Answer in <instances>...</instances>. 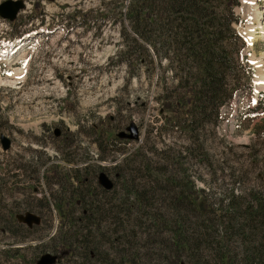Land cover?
<instances>
[{"label": "rangeland", "instance_id": "374dc122", "mask_svg": "<svg viewBox=\"0 0 264 264\" xmlns=\"http://www.w3.org/2000/svg\"><path fill=\"white\" fill-rule=\"evenodd\" d=\"M24 1L14 21L0 17V136L12 140L4 150L0 139V264H36L47 253L41 251L58 242L51 236L70 204L63 213L54 206L62 191L57 181L64 179L51 174L57 165L70 180L87 163L91 169L133 165L137 170L126 168V174L136 177L139 191H148L144 210L168 217L185 173L201 209H229L230 200L244 208L256 197L264 202V0H240L234 8L250 81L221 107L217 121L194 132L185 127L186 108L168 60L158 66L148 45L150 52L128 49L124 27L132 33V26L122 13L129 0ZM133 121L141 138L121 140ZM142 163L178 182L163 187ZM44 198L48 204L41 205ZM177 206L187 226H207L218 240L224 234L192 206ZM28 207L43 215L42 227L33 226L38 217ZM12 218L24 225L15 226L19 232L7 229ZM251 230L228 231L238 264L254 248L264 249L262 234ZM197 253L214 258L204 246Z\"/></svg>", "mask_w": 264, "mask_h": 264}, {"label": "trees", "instance_id": "16d2710c", "mask_svg": "<svg viewBox=\"0 0 264 264\" xmlns=\"http://www.w3.org/2000/svg\"><path fill=\"white\" fill-rule=\"evenodd\" d=\"M239 4L240 0H129L122 13L132 26V33L124 27L128 49L149 51L148 45L158 66L167 59L174 70L178 80L175 88L181 89L176 94L186 108L184 124L191 132L217 121L221 107L250 81L245 78L247 64L242 60L246 43L233 26L240 19L234 11ZM142 165L151 180L163 187L165 183L173 186L178 182L175 177L166 178L159 169H152L149 163ZM126 168L132 173L137 170L133 165L122 169L115 165L113 172H119L120 177L112 189L106 190L97 180L102 166L91 169L87 163L81 169L82 175L72 180L63 174L62 166H54L51 174L64 177L57 181L62 191L55 204L59 213H63L64 203L70 204V208L64 211V222L59 224L56 235L51 236L58 239L51 249L61 254L65 264L79 258L76 264H238L237 255L229 246L230 229L238 227L245 231L247 227L248 233L254 229L264 240L261 197H256V204L247 203L244 208L243 203L235 206L230 200L229 209L212 205L201 209L193 199V182L185 173V185H179L177 203L185 202L217 225L224 233L218 240L214 238L215 231L207 226H187L177 203L169 211L172 217L155 211L147 213L144 198L148 191H139L136 177L126 174ZM77 170L80 172L78 167ZM49 171L45 174L47 181ZM40 202L48 204L47 198ZM74 210L79 211V216H73ZM112 213V222L106 224ZM40 216L43 223V215ZM12 221L10 229L17 232L15 226L19 224L14 218ZM160 246L166 248L165 254L159 252ZM203 246L211 249L212 261L198 255ZM250 252L244 264H263L264 249L261 252L254 248Z\"/></svg>", "mask_w": 264, "mask_h": 264}, {"label": "water", "instance_id": "95a60500", "mask_svg": "<svg viewBox=\"0 0 264 264\" xmlns=\"http://www.w3.org/2000/svg\"><path fill=\"white\" fill-rule=\"evenodd\" d=\"M26 7V2L24 0H4L0 3V17L7 19L9 21H14L19 12ZM58 134V131H56ZM121 138L127 139H138L139 138V127L135 122H131L125 131L119 134ZM1 143L4 150H8L11 147L12 140L2 134L0 136ZM99 183L106 189H111L113 187L112 180L108 177L105 172H101L99 176ZM57 261V255H52L50 253L45 254L38 261V264H55Z\"/></svg>", "mask_w": 264, "mask_h": 264}, {"label": "flooded vegetation", "instance_id": "af4514ba", "mask_svg": "<svg viewBox=\"0 0 264 264\" xmlns=\"http://www.w3.org/2000/svg\"><path fill=\"white\" fill-rule=\"evenodd\" d=\"M105 166V165H104ZM107 169V174L110 176V178L113 180V183L115 184V182H116V179L117 178H119L120 177V173L119 172H116L115 174H114V170H113V167H111V168H106ZM98 184L100 185V183L98 182ZM27 210H33V209H31V207H28V209ZM33 211H35V210H33ZM17 226H24V225H17ZM10 227H11V225H8L7 226V229L10 231ZM43 252H47V253H56V251H54V250H52L51 248H49V249H47V250H45V251H41V253H43ZM46 254V253H45ZM44 255V254H43Z\"/></svg>", "mask_w": 264, "mask_h": 264}, {"label": "bare ground", "instance_id": "6f19581e", "mask_svg": "<svg viewBox=\"0 0 264 264\" xmlns=\"http://www.w3.org/2000/svg\"><path fill=\"white\" fill-rule=\"evenodd\" d=\"M261 27H263V26H261ZM260 27V28H261ZM254 37H255V35H253ZM257 37V36H256ZM252 39V38H251ZM257 39V38H256ZM253 40H255V38L253 39ZM261 79H263L264 80V75H263V77H261Z\"/></svg>", "mask_w": 264, "mask_h": 264}]
</instances>
